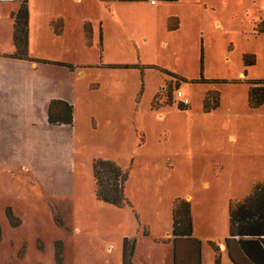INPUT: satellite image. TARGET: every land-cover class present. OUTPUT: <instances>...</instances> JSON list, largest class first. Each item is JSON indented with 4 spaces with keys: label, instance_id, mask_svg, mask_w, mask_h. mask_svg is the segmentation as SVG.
I'll use <instances>...</instances> for the list:
<instances>
[{
    "label": "rangeland",
    "instance_id": "obj_1",
    "mask_svg": "<svg viewBox=\"0 0 264 264\" xmlns=\"http://www.w3.org/2000/svg\"><path fill=\"white\" fill-rule=\"evenodd\" d=\"M28 4L34 24L39 9L68 20L64 40L35 41L32 53L71 63L38 68L45 95L69 100L72 124L0 137V264H116L124 235L139 255L170 251L172 264L176 199L190 204L201 264H231L228 203L264 181V102L251 108L247 96L264 80V0ZM0 47L12 49L8 32ZM95 160L127 174L131 207L95 199Z\"/></svg>",
    "mask_w": 264,
    "mask_h": 264
},
{
    "label": "trees",
    "instance_id": "obj_2",
    "mask_svg": "<svg viewBox=\"0 0 264 264\" xmlns=\"http://www.w3.org/2000/svg\"><path fill=\"white\" fill-rule=\"evenodd\" d=\"M101 2L134 3L146 0H100ZM175 2L176 0H158ZM13 20L12 45L14 52L11 55H0L16 60L28 58V20L29 11L27 0H22L18 10L11 15ZM50 31L59 36L63 31V22L54 19L49 22ZM85 40L90 38V29L84 26ZM61 67L71 68L68 64L51 63ZM248 104L257 108L264 102V80L253 81L248 91ZM218 96L215 95L213 105H217ZM209 96L204 100L207 107ZM47 121L51 126H71L72 107L61 100H51ZM92 177L94 181V197L97 201L121 209L130 206L124 195V184L127 174L110 161L95 160L92 163ZM131 207V206H130ZM228 237L224 240V248L231 264H264V181L251 187L249 196L228 203ZM193 224L190 215V204L184 199H176L171 208V236L173 244V264H201V245L192 239ZM217 252L218 248L213 247ZM59 251L55 249L56 260ZM131 249L123 245L122 264H131ZM218 264V262H216Z\"/></svg>",
    "mask_w": 264,
    "mask_h": 264
},
{
    "label": "crops",
    "instance_id": "obj_3",
    "mask_svg": "<svg viewBox=\"0 0 264 264\" xmlns=\"http://www.w3.org/2000/svg\"><path fill=\"white\" fill-rule=\"evenodd\" d=\"M21 1L22 0H0V3H7L0 4V43L5 41V36L8 32L12 47V49H2V47H0V55H11L14 52V47L12 45L13 20L11 15L18 10ZM150 5L153 7L156 6V4L151 3ZM28 11V58L30 61L0 56V137L2 140H6L10 135L14 134H18L21 139L26 140V138L31 139L45 131H56L64 127H69L66 125L52 127L48 123L47 112L51 100H61L68 104L69 100L53 93L45 95L46 85L43 80L44 70H39L38 66L54 65L51 63H71L67 60L57 61L59 59H53L54 61H51L41 59V57H38L39 55L32 53V45H35V41L44 45L49 44L52 39L64 40L68 35V20L56 16L53 12H49V10L39 9L40 19L37 24H34L32 22L29 6ZM54 19H60L63 22V31L59 36L54 35L49 29V22ZM84 26L89 27L91 38L92 27L87 20H82L81 28H83V38L85 39ZM191 238L195 239L193 235ZM125 241L126 245L131 249V264H139L140 260L141 264H171L170 251L168 261L165 256L167 250H165L164 254H161L159 261H157L155 257L149 256L147 253L139 255L140 252L135 240L129 238L127 235L121 236L119 242L114 246L116 251L113 253V249L110 252L114 261L116 260V264H122V252ZM222 248L225 250L224 245ZM173 263L172 250V264Z\"/></svg>",
    "mask_w": 264,
    "mask_h": 264
},
{
    "label": "built area",
    "instance_id": "obj_4",
    "mask_svg": "<svg viewBox=\"0 0 264 264\" xmlns=\"http://www.w3.org/2000/svg\"><path fill=\"white\" fill-rule=\"evenodd\" d=\"M150 3H151V4H155V0H150ZM176 96H177V97H182L181 92L178 91V92L176 93ZM187 104H188V100H187V99H184L183 102H182V105H187Z\"/></svg>",
    "mask_w": 264,
    "mask_h": 264
}]
</instances>
